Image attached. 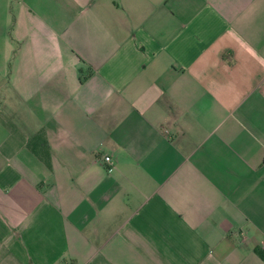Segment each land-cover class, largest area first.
<instances>
[{
    "label": "crops",
    "instance_id": "0c3cea01",
    "mask_svg": "<svg viewBox=\"0 0 264 264\" xmlns=\"http://www.w3.org/2000/svg\"><path fill=\"white\" fill-rule=\"evenodd\" d=\"M263 247L264 0H0V264Z\"/></svg>",
    "mask_w": 264,
    "mask_h": 264
},
{
    "label": "trees",
    "instance_id": "16d2710c",
    "mask_svg": "<svg viewBox=\"0 0 264 264\" xmlns=\"http://www.w3.org/2000/svg\"><path fill=\"white\" fill-rule=\"evenodd\" d=\"M40 139H41V135H40ZM42 143L46 144V141L44 139H42ZM29 147L32 149V151L36 155L40 156L42 158V160H44L46 162V164L50 167V156H49V153L45 149L38 152L37 148H35L33 141L30 142Z\"/></svg>",
    "mask_w": 264,
    "mask_h": 264
},
{
    "label": "built area",
    "instance_id": "2783aa9c",
    "mask_svg": "<svg viewBox=\"0 0 264 264\" xmlns=\"http://www.w3.org/2000/svg\"><path fill=\"white\" fill-rule=\"evenodd\" d=\"M104 160L107 164L113 165V159L110 156H106ZM263 251H264V247H263Z\"/></svg>",
    "mask_w": 264,
    "mask_h": 264
}]
</instances>
